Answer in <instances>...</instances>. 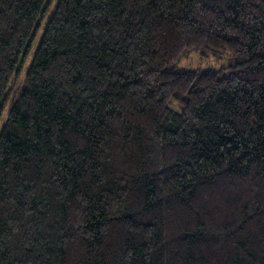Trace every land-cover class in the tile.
I'll return each instance as SVG.
<instances>
[{
	"label": "trees",
	"instance_id": "obj_1",
	"mask_svg": "<svg viewBox=\"0 0 264 264\" xmlns=\"http://www.w3.org/2000/svg\"><path fill=\"white\" fill-rule=\"evenodd\" d=\"M0 264H264V0H0Z\"/></svg>",
	"mask_w": 264,
	"mask_h": 264
},
{
	"label": "rangeland",
	"instance_id": "obj_2",
	"mask_svg": "<svg viewBox=\"0 0 264 264\" xmlns=\"http://www.w3.org/2000/svg\"><path fill=\"white\" fill-rule=\"evenodd\" d=\"M29 59L26 62V66L29 62ZM232 63H233V60L227 56L222 57V58H216L210 55L202 57L197 51L191 49V50L184 51V53L182 54V56L180 57L176 65V68L177 70H185V69L197 70V71H204L207 69L216 70L221 67H226ZM24 72H25V67L23 68L19 79H21V76L24 74Z\"/></svg>",
	"mask_w": 264,
	"mask_h": 264
}]
</instances>
